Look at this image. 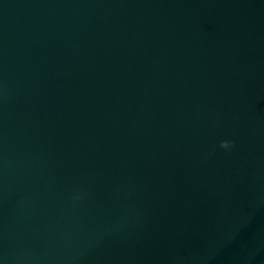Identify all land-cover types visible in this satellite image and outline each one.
<instances>
[{
	"label": "water",
	"instance_id": "water-1",
	"mask_svg": "<svg viewBox=\"0 0 264 264\" xmlns=\"http://www.w3.org/2000/svg\"><path fill=\"white\" fill-rule=\"evenodd\" d=\"M0 264H264V0H0Z\"/></svg>",
	"mask_w": 264,
	"mask_h": 264
},
{
	"label": "clouds",
	"instance_id": "clouds-1",
	"mask_svg": "<svg viewBox=\"0 0 264 264\" xmlns=\"http://www.w3.org/2000/svg\"><path fill=\"white\" fill-rule=\"evenodd\" d=\"M232 146H233V144L229 141H222L220 143V148L224 149V150H229Z\"/></svg>",
	"mask_w": 264,
	"mask_h": 264
}]
</instances>
